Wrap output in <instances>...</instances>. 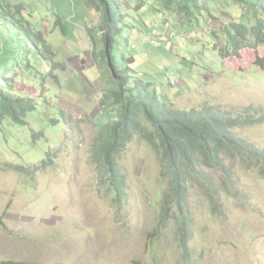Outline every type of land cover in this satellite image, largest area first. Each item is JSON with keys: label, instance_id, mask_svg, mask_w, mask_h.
<instances>
[{"label": "rangeland", "instance_id": "374dc122", "mask_svg": "<svg viewBox=\"0 0 264 264\" xmlns=\"http://www.w3.org/2000/svg\"><path fill=\"white\" fill-rule=\"evenodd\" d=\"M9 1L27 8L24 14L48 35L56 63L66 70L53 77L51 66L37 56L31 70L12 69L11 63L0 66L1 86L7 85L3 77L16 71L20 94L38 103L26 125L10 120L0 125V264H264V178L238 161L232 164L236 182L231 186L237 190L232 194L226 184L231 179L208 168L221 185L222 211L197 185L192 189L187 249L174 218L173 212L182 218L177 210L157 229L173 172L139 134L118 158L129 196L115 203L93 154L99 128L119 111L108 106L106 112L100 103V96L116 89L96 56L101 15L80 0ZM182 1L174 2L170 12L162 0H120L133 27L117 37L115 67L152 82L159 98L171 99L179 109H264V69L254 65L264 48H246L226 58L220 51L226 43L223 34L230 33L231 23L241 22V6L205 0L207 12L220 19L194 17L184 26L180 19L193 17L177 10ZM57 18L67 25V37L54 31ZM206 22L224 33L210 39ZM10 39L21 48L20 36H0V45ZM151 39L157 44L151 45ZM235 132L264 148V121L241 125ZM49 152L52 165L36 170ZM8 164L24 166L23 173Z\"/></svg>", "mask_w": 264, "mask_h": 264}, {"label": "trees", "instance_id": "16d2710c", "mask_svg": "<svg viewBox=\"0 0 264 264\" xmlns=\"http://www.w3.org/2000/svg\"><path fill=\"white\" fill-rule=\"evenodd\" d=\"M80 1L87 10L96 11L101 15L100 37L98 40L95 39L99 44L96 56L101 62L99 67L105 69L107 76L109 74L116 84V89L106 91L103 96H100L102 109L108 112V106H113L119 110L118 115L111 112L114 120L99 128L93 143L95 159L103 169L104 179L114 196L115 203L121 204L129 196V187L118 158L135 134L144 138L163 157L173 172V187L164 196V207L157 229L164 228L167 217L173 210H177L182 218L179 219L173 212L174 218H177L180 223L183 245L187 249L191 222L187 214L194 186L197 185L202 190L216 210L222 211L221 185L208 168L223 171L226 177L231 179L226 183L230 194L237 191L231 186L232 181L236 182L232 167L235 161L240 162L248 170L257 171L264 178V148L235 132V129L241 125L263 122L264 109L250 106L223 113L213 107L179 109L171 99L161 100L158 93L151 89L152 82L132 77L128 68L115 67L114 52L117 37L122 35L126 28L133 27L127 20L128 13L120 0ZM176 1L162 0L165 9L170 12L173 11L172 5ZM231 1L241 6L239 11L241 22L231 23L229 34H223L220 27L212 28L209 26L210 23L206 22L210 34L206 36L210 39L216 40L219 33L226 35L225 47L220 49L225 52L224 58L239 56L240 51L246 48L252 50L264 48V0ZM175 6L179 12L193 17L187 20L181 18L184 26L187 22L194 20V17L199 19L201 16L206 21L220 19L207 12L205 0H183L177 2ZM26 9L22 4L14 5L9 0H0V26L3 28L0 30V36L22 38L18 41L21 42V48L17 47V41L14 39L0 45V66L11 63L12 69L24 67L25 70H31V59L37 56L51 66L50 75L55 77V73L66 68L63 64L56 63L57 55L47 40L48 35L34 27L24 14ZM248 12H251L252 16H249ZM197 13L199 17L196 16ZM253 18L255 20L252 23ZM57 30L64 37H67L69 33L67 25L61 18H57L54 23V31ZM93 30L88 33L95 37ZM215 45L217 44H213L212 48L219 52ZM93 47H95L94 43ZM254 62L255 66L264 69V55L261 58L257 57ZM17 76L16 71L12 77L4 76L7 85H0V125L6 120L17 125H26L28 115L37 108L36 99L25 97L18 91L19 83L15 80ZM52 163V153L49 152L47 159L35 169L44 171ZM7 167L19 173H23L25 168L10 164ZM1 225L0 221V228ZM3 264L19 263L5 262Z\"/></svg>", "mask_w": 264, "mask_h": 264}, {"label": "built area", "instance_id": "2783aa9c", "mask_svg": "<svg viewBox=\"0 0 264 264\" xmlns=\"http://www.w3.org/2000/svg\"><path fill=\"white\" fill-rule=\"evenodd\" d=\"M170 26H171L170 22H166L165 25H164V27H166V28H169ZM153 33L154 34H157L158 32L157 31H154ZM150 43H151V45H156L157 44V41L155 39H151ZM130 45H131V48L132 49H135L136 48V45L133 44V43H131V42H130ZM172 84H175V81H172Z\"/></svg>", "mask_w": 264, "mask_h": 264}, {"label": "clouds", "instance_id": "9594fccd", "mask_svg": "<svg viewBox=\"0 0 264 264\" xmlns=\"http://www.w3.org/2000/svg\"><path fill=\"white\" fill-rule=\"evenodd\" d=\"M130 42H131V41H128V44H129V45H130ZM131 43H132V42H131Z\"/></svg>", "mask_w": 264, "mask_h": 264}, {"label": "bare ground", "instance_id": "6f19581e", "mask_svg": "<svg viewBox=\"0 0 264 264\" xmlns=\"http://www.w3.org/2000/svg\"><path fill=\"white\" fill-rule=\"evenodd\" d=\"M128 44V43H127Z\"/></svg>", "mask_w": 264, "mask_h": 264}]
</instances>
